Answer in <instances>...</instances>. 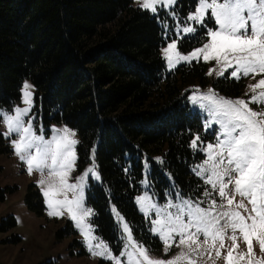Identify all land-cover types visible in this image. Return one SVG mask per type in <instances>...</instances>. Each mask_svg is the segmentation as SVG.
<instances>
[{
	"label": "trees",
	"instance_id": "trees-1",
	"mask_svg": "<svg viewBox=\"0 0 264 264\" xmlns=\"http://www.w3.org/2000/svg\"><path fill=\"white\" fill-rule=\"evenodd\" d=\"M166 39L155 17L131 0H0V106L17 102L29 79L36 119L76 133L78 173H99L98 180L91 173L85 179L92 224L112 247L120 241L114 212L136 239L159 246L134 202L144 179L159 201L176 194L202 200L206 189L192 171L203 156L190 142L209 136L185 90L194 81L208 85L206 64L167 70L160 52ZM197 42L187 37L179 45ZM243 85L225 76L212 81L233 100ZM6 221L14 225L12 216Z\"/></svg>",
	"mask_w": 264,
	"mask_h": 264
},
{
	"label": "snow or ice",
	"instance_id": "snow-or-ice-1",
	"mask_svg": "<svg viewBox=\"0 0 264 264\" xmlns=\"http://www.w3.org/2000/svg\"><path fill=\"white\" fill-rule=\"evenodd\" d=\"M176 3L177 0H139L140 7L152 13H157L160 9H172ZM169 15H174V9ZM187 20L205 27L208 42L188 54H182L178 48L181 33H195L197 29L185 26L176 30V39L168 42L162 49L169 70L181 63H191L202 58L204 62L215 61L219 66L218 71L210 69L208 75L215 72L217 76L223 77L228 73L230 78L236 80L242 76L255 78L259 75L261 79L256 84L249 85L252 94L247 101L219 97L211 89L201 96L190 97L194 104L201 103L207 109L212 117L211 122L220 125L217 144H208L201 149L198 135L190 142V147L207 154L203 163L193 169L195 175L200 177H205L207 173L204 183L211 186V191L205 189L203 195L209 198L215 193L220 203L212 198L208 199L207 207H201L203 201L199 200H183L175 205L169 200L164 207L158 208L155 203L145 206L151 199L147 194L138 196L136 200L146 216L149 210H155L157 219L151 221L152 231L159 234L165 253L173 246L183 245H187L189 252H181L169 260L153 259L148 255L147 249L132 241L131 230L124 223V231L128 233L129 242L134 248L128 254L129 259L136 257L135 264H177L181 259L187 260L188 264H196L192 255L204 254L200 251L199 242L202 235L205 244L212 241L211 247L215 249L218 258L222 255L221 249H226L225 264H238L239 260L246 257L247 264H264V258L255 257L253 246V240H256L260 251L264 252V112H256L249 107L252 103L264 105V0H197L196 7L187 16ZM206 21L213 22L215 29L206 28ZM23 87V103L26 107L14 108V114H6L0 110V120L7 128L0 135L18 136V139L12 140V144L19 159L26 163L29 174L39 170L43 175L47 169L50 178H59V187L55 189L57 192L79 189V194L71 200L65 196L63 200L55 201L50 196L52 185L47 190L42 189L48 207L52 209L49 215L60 216L62 213L56 207H66L69 218L76 221L79 227L82 218L77 216L76 209H80L83 203L82 182L90 173L98 180L99 173L94 168H89L77 178V183L67 182L76 160L74 146L78 141L70 138L75 133L67 127L54 128L51 139L46 140L41 127L40 134L37 135L33 127L34 117L29 116L32 111V93L28 91L30 85L25 83ZM204 101L207 104H203ZM25 117H28L27 122ZM155 159L163 162L160 157ZM142 183L147 184V180ZM38 184L44 185L45 180L42 178ZM237 195L243 199L237 201ZM173 208L176 209L175 214L168 211ZM92 214L90 209L83 211V217ZM83 231L91 249V229ZM228 231H231V235L227 236L232 241L231 247L225 244ZM241 239L246 244L247 253L234 257V251L239 247L237 241ZM217 241L219 248H216ZM95 248L100 250L94 252V255L121 264L120 258L114 257L103 242L96 244Z\"/></svg>",
	"mask_w": 264,
	"mask_h": 264
},
{
	"label": "rangeland",
	"instance_id": "rangeland-1",
	"mask_svg": "<svg viewBox=\"0 0 264 264\" xmlns=\"http://www.w3.org/2000/svg\"><path fill=\"white\" fill-rule=\"evenodd\" d=\"M133 6L141 8L139 0H131ZM186 2V4L183 3ZM191 3V4H190ZM197 0H177V3L173 6L172 9H160L157 13H152L147 10L151 15H153L157 23L163 29L164 37L166 39L165 44L161 47L160 52L162 55V49L167 46L168 42L176 39V30L185 26H194L197 31L195 33L183 34L181 33V39L187 37H197L199 42L191 46L188 49H185L178 45V48L182 54H188L196 48L201 47L204 43L208 42L207 37L205 36V27L195 24L187 20V16L192 13L196 7ZM185 5V7H184ZM142 9V8H141ZM174 9V15H169ZM145 10V9H143ZM206 28L215 29L213 22L206 21ZM163 56V55H162ZM165 60V59H164ZM199 61L206 64V75L208 77L209 83L207 86L201 87L197 81L188 84L185 87V90L188 91L187 102L189 108L192 112L197 113L203 125V131L205 135H208L209 138L205 141L198 142L200 148L206 147L208 144H217V136L219 135L220 125L211 122L212 117L205 107L201 106V103L194 104L190 97L193 95L201 96L208 93L211 89L219 97H224L233 100L232 98L225 96L218 91H216L212 86V81L221 76H217L215 72L212 75H208L210 69L215 68L219 70V66L216 65L215 61L204 62L201 58ZM194 62V61H193ZM192 63V62H191ZM190 64V63H181ZM165 66L167 67V62L165 60ZM178 66V65H177ZM231 69H229V72ZM224 77V76H223ZM225 77H228V73H225ZM233 79V78H230ZM243 80V90L242 97L247 101L249 96L252 94L249 85H254L257 83L261 76L257 75L255 78L252 76L241 77ZM236 80V79H234ZM240 80V79H239ZM27 83L30 85L28 89L32 93V107H33V97H34V88L29 79H24L21 83L20 88V98L17 102L12 103L9 107L0 106L6 114H14L13 109L16 107H26L23 103V91L24 84ZM259 91V89L257 90ZM246 93L248 95H246ZM207 104L206 101L202 102ZM249 107L256 112H264V105L260 103L249 104ZM30 117H34L33 127L36 129V134H40V128H43V134L45 139H51L53 135V129H63L67 127L63 123L50 122L48 124H43L41 120H37L34 113L31 111L29 113ZM25 122H27L28 117H25ZM211 122V123H210ZM68 128V127H67ZM69 129V128H68ZM7 130L6 125L0 120V133ZM71 130V129H70ZM74 132L73 130H71ZM75 133V132H74ZM71 139L77 141L76 133ZM18 139V136L13 134L10 137H5L0 135V140L2 142L1 147L7 149L6 152H0V190L3 191L4 199L0 201V264H115L114 261H110L107 258L94 255L93 253L99 251L100 249L95 248L96 244L103 242L104 245H107V250L111 252L114 257H119L121 264H135L136 257L129 259V253L134 251L133 246L130 244L128 239V233L124 231L123 224L127 223L122 215L118 212H114V221L117 225L120 241L117 247L110 246L105 240L95 233L94 226L92 224V215L88 217H83V211L90 209L86 204L85 199V190L86 182H82L83 187V203L80 209H76V214L78 217H81V224L78 227L77 222L69 218V211L66 207H56L57 211H60L62 214L60 216H50V209L47 204V198L43 194V190L49 189V186H53V190L50 192V196L55 200H63L65 196L71 200L75 195L79 194V189L77 190H68L66 192L59 191L55 189L59 187L58 177H49L48 170L45 169L43 175L39 170H34L32 174H29L27 171V165L25 162L21 161L14 150L12 140ZM77 145V144H76ZM76 145L74 146V152L76 156ZM203 156V159L200 163L196 164L193 169L197 168L198 165H201L203 161L207 158V154L199 150ZM194 173V171H193ZM195 174V173H194ZM82 176L78 173L76 169V160L73 167V170L69 173L67 177L68 183H77V178ZM197 176V175H196ZM207 173L205 174V177ZM91 177L94 180H97L91 174ZM202 179L204 183L205 177L197 176ZM45 180L44 185L38 184V181L41 179ZM144 179L143 181H145ZM142 181V182H143ZM141 182V192L135 196L134 202L137 207V210L149 221V233L154 236L159 242V246L155 249H152L149 245L145 244L143 241L136 239L131 233L132 241L138 245H142L145 249L148 250V255L153 259H163L169 260L178 256L181 252L188 253L189 249L187 245L180 247L173 246L169 249L167 253L164 251V243L160 239L159 234L152 231L153 225L151 224L152 220L157 219L155 210H149L147 216L145 212L141 210L140 204L137 202L136 198L147 194L151 199L146 202L147 206L150 203H155L158 208L164 207L169 200L175 205L182 203L183 200H193L188 197L181 196L176 194L173 197H167L164 201H159L155 196L149 192L148 183L144 184ZM205 184V183H204ZM32 185V186H30ZM206 185V184H205ZM43 189V190H42ZM206 189L211 191V186L206 185ZM231 194V190H230ZM215 198L217 199L218 204L220 203L219 198L213 193L212 197L205 198L203 196L201 207H207L208 199ZM37 199L40 201V205L37 204ZM243 199L239 195L236 196V200L239 201ZM247 204V200H245ZM55 207V205H54ZM250 207V206H249ZM235 208V205H233ZM91 210V209H90ZM223 211V209H218ZM173 214H175L176 209H168ZM243 212V209H240ZM92 212V211H91ZM12 216L14 219V225L11 226L8 224V217ZM123 217V220H121ZM5 221L6 226L2 228L1 223ZM129 226V224L127 223ZM91 229L89 233V238L91 245L93 247L90 249L89 242L85 240L83 230ZM130 229V227H129ZM231 235V231H228L225 237V244L228 247H231L232 241L227 239V236ZM201 244L200 251L203 252V255L195 254L192 255V259L196 261V264H225L224 255H226V249H221V257H217L215 254V249L211 247L212 241L209 240L207 244L204 243V237L201 235L199 238ZM239 247L234 251V257H238L240 253H247L246 244L243 240L237 241ZM255 257L257 259L264 258V252L260 251L259 244L256 240H253ZM195 247V245H193ZM219 241L216 242V248H219ZM123 253V255H121ZM210 253V254H209ZM177 264H188L187 260L181 259L177 261ZM238 264H247V257L244 260H239Z\"/></svg>",
	"mask_w": 264,
	"mask_h": 264
}]
</instances>
